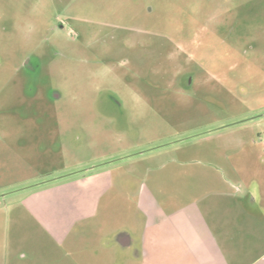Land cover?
Instances as JSON below:
<instances>
[{"label": "rangeland", "instance_id": "1", "mask_svg": "<svg viewBox=\"0 0 264 264\" xmlns=\"http://www.w3.org/2000/svg\"><path fill=\"white\" fill-rule=\"evenodd\" d=\"M85 172L99 206L63 244L35 202ZM256 191L264 0H0V264H135L161 209Z\"/></svg>", "mask_w": 264, "mask_h": 264}, {"label": "crops", "instance_id": "2", "mask_svg": "<svg viewBox=\"0 0 264 264\" xmlns=\"http://www.w3.org/2000/svg\"><path fill=\"white\" fill-rule=\"evenodd\" d=\"M87 172L75 180L46 188L40 193L47 196L45 202H35L41 216L51 218L50 229L63 244L77 241V223L91 218L99 206V174ZM249 195L250 201L234 206V216L230 203L207 207L208 210L193 203L175 214L161 209L160 216L145 226L142 249L128 256V262L264 264V202L259 191ZM33 203L31 209L35 207ZM216 209L219 215L214 212ZM134 241L130 234H116V242L124 251Z\"/></svg>", "mask_w": 264, "mask_h": 264}]
</instances>
